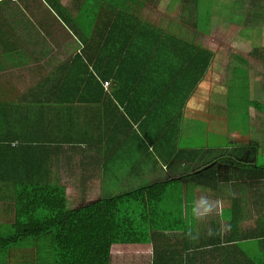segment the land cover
I'll return each mask as SVG.
<instances>
[{"label":"crops","instance_id":"0c3cea01","mask_svg":"<svg viewBox=\"0 0 264 264\" xmlns=\"http://www.w3.org/2000/svg\"><path fill=\"white\" fill-rule=\"evenodd\" d=\"M169 1L148 0L143 6L140 2L136 14H109L110 24L105 26L110 35L107 44L98 42L102 30L99 26L83 30L81 35L87 37L86 42L68 41L69 29L64 30L51 14L38 15L33 27L49 41L20 46L0 44V87L14 84L17 93L21 90L22 94L37 86L46 88L38 93L50 98L48 114L38 125L32 124V129L41 125L46 129V141L36 145H45L42 158L53 183L66 188L69 210L154 182L179 179L175 186L167 188L165 203L172 205L168 200L171 194L172 201L183 198L184 207L194 210L198 231L220 227L222 237L239 243L247 231L264 233V182L242 181L236 185L227 179L229 172H233L232 165L227 164L221 169L220 179L215 178L210 186H194L193 176L212 160L201 157L198 149L205 148L193 147L191 143L206 136L207 129L208 136L226 140L219 142L218 147L244 145L242 159H251L257 168L264 167L258 164L264 146L260 134L252 137L250 133L246 138L241 135V142L229 143L230 136L221 128V118L228 117L231 107L224 91L241 93L244 87L237 86L235 81L245 83L249 75L254 79L256 96L246 109L241 103L235 106L238 112H247L249 132L254 126L260 132L259 127L264 126V79L253 65L254 59L240 57H247L241 51L233 57V48L220 45L215 50L206 41L200 42L212 31L213 14L208 13L211 16L199 22L197 14H179L180 9L176 12L168 7ZM49 30L51 35L43 34ZM203 53L211 56L206 73L201 70ZM21 60H28L27 66L19 67ZM83 67L96 77L95 83L101 81L108 88L82 90L75 92V96L57 92L69 71L77 78ZM207 82L211 87L209 93L199 95ZM257 102L263 106L259 108ZM189 111L197 114L190 115ZM202 115L207 120H202L205 123L200 130H194L195 119ZM214 116L220 118L217 125L210 123ZM47 130L52 133L48 135ZM73 180L78 181L79 188L74 193L84 196L89 190L104 188L106 196L88 203L83 197L80 202L84 204L70 208L69 185ZM199 188L208 189L199 193ZM200 200L210 212L203 218L198 213ZM8 207L0 201V226L13 222ZM51 258L47 263H55L54 256Z\"/></svg>","mask_w":264,"mask_h":264},{"label":"trees","instance_id":"16d2710c","mask_svg":"<svg viewBox=\"0 0 264 264\" xmlns=\"http://www.w3.org/2000/svg\"><path fill=\"white\" fill-rule=\"evenodd\" d=\"M63 1L0 0V44L20 46L49 41L32 29V4L37 10L45 9L64 30L69 29L73 40L87 41L81 33L84 34L82 25L88 24L102 29L98 42L107 44L110 35L105 26L110 24L109 14H136L148 0H71L72 8ZM252 1L256 9L264 12V0ZM197 16L200 22L211 14ZM49 31L43 34L49 36ZM203 57L201 70L206 73L211 56L206 53ZM27 62L21 60L19 67L27 66ZM71 72L66 81L58 85L57 92L70 95L97 87L101 91L106 85L101 81L95 83L98 80L88 68L78 70L77 78ZM249 80L254 82L252 77ZM6 85L7 88L0 87V92L4 93H0L4 96L0 98V121L4 123L0 127V201L9 206L13 222L9 225L12 234L0 238V253L11 245L43 241L48 258H55L53 264H110L112 255H149L153 257V264H264V233L256 235L247 231L239 243H235L222 237L219 226L214 231L202 228L198 231L194 210L184 207L183 198L170 201L172 206L166 208L167 188L175 186L179 179L154 182L69 210L66 188L53 183L42 158L45 145H36L46 141V129L43 125L32 129V124L38 125L48 114L50 98L38 93L46 88L41 85L22 94L21 90L17 93V85ZM257 105L261 108L263 103L257 102ZM198 150L202 158L212 161L193 176L194 186H210L215 178L220 179L221 169L227 164L233 168L227 179L235 181L236 185L242 181L264 182V167L257 168L251 164V159H242L246 151L244 145ZM255 241L258 244H252ZM10 260L6 258L4 263L35 264L34 260L38 261L35 256L23 263Z\"/></svg>","mask_w":264,"mask_h":264},{"label":"rangeland","instance_id":"374dc122","mask_svg":"<svg viewBox=\"0 0 264 264\" xmlns=\"http://www.w3.org/2000/svg\"><path fill=\"white\" fill-rule=\"evenodd\" d=\"M71 3H72L71 0L63 1V4L72 8ZM253 5L254 4L252 0H223V2L222 0H170L168 2V7H170L173 10L175 9L176 12H178L177 9H180L179 14H208V13L213 14L212 16L213 23L211 27L212 31H210L207 34V36H203V40L200 42L203 43L206 41L207 46H211L215 50L220 45H222V47L227 49L233 48V51L230 52V54H234L232 55L233 57L236 56L237 52L241 51L247 57L254 59L253 65L260 71V73L263 76L262 79H264V56H262V54H264V14H260V16L257 17L255 15L256 12L260 13L261 11L256 9ZM44 10L45 9L37 10V6L35 4H32V29L34 28L33 20L38 15L47 14L46 11ZM82 20L85 19L82 18ZM82 26H83L82 29H86V27H89L88 24L87 26L86 25H82ZM56 37L59 38L58 35ZM56 37H54L55 40ZM68 41H76V40L75 39L73 40V36H69ZM61 42L63 41L61 40ZM230 59L231 57L229 58V60ZM246 78L250 79L251 77L247 75ZM19 79L22 80V78ZM208 82L205 83V85H203L200 88L199 95L201 94L207 95L209 93L211 87L208 84ZM235 83L237 86L244 88L243 91H241V93H233L232 91L226 93V91H224V94H226V99L231 101L230 102L231 107L229 109L228 117L221 118L223 120L221 124L222 131L224 127L225 130L223 131V133L225 134L228 133L226 134V136L228 137L230 136L228 139L229 143L233 141L241 142L240 141L241 135L243 138H246L250 133L252 134V137L255 135L259 136L260 134L261 135L260 139L264 141V126L261 128L259 127L260 132L256 131L258 128H256L255 126L253 127L252 132L251 130L249 132L250 126L248 125L246 118L247 112L240 113L238 112V109L236 107V106H240L241 103L246 109L247 105L251 104L252 98L256 96L255 91H253V86L255 85V82L253 84L250 82V80H247L245 83L242 81H238V82L235 81ZM32 85H34L33 82ZM261 101H264V99ZM198 110L203 112V108L201 109L199 107ZM195 114H197V112L190 113V115H195ZM199 117H201V119L196 118L193 123L194 130H200L203 126V123H205V121L202 122V120L203 119L207 120L206 115H202ZM219 119H220L219 117L214 116L211 119L210 123L217 125V121ZM205 129H206V125H205ZM208 134L209 133L206 129V136H199L196 139H193L191 146L199 147V148H211V147L221 146L220 144L226 142V140H216L212 136L211 137L208 136ZM258 164L260 166H264V146L261 149V155L259 157ZM71 182L72 185H69L70 208H75L84 204V202H80L83 197H85L86 199L85 203H88L92 200L106 196L104 188L99 190H95V189L89 190L87 195L81 196L79 193H74L79 189L78 181L76 182L75 180H73ZM206 189L199 188L198 192L203 193L206 191ZM172 198H173L172 194L168 195V200L172 201ZM198 205H199L198 213L200 216H202L201 218H203V215L210 213L205 210V205H203V201L200 200ZM169 206L172 205L169 203H165L166 208ZM11 234L12 232L9 226L7 225L0 226V238L8 237ZM32 245L35 247H32ZM11 246L12 247L8 249L6 253H3L2 255L0 253L1 255L0 264H3L6 258L7 259L9 258L13 261L22 260L21 263H23V260H27V262H29L30 260H32V256H35V258H37L38 261H40V264H47V262H49L50 259H52V258H48V249L47 246L46 247L45 245L43 246V241H41V243L40 241H37L36 244L26 243V244H15ZM34 261L35 264L38 263V261L36 260ZM50 264L53 263L51 262ZM110 264H153V257L141 256V255H129V256L112 255Z\"/></svg>","mask_w":264,"mask_h":264},{"label":"built area","instance_id":"2783aa9c","mask_svg":"<svg viewBox=\"0 0 264 264\" xmlns=\"http://www.w3.org/2000/svg\"><path fill=\"white\" fill-rule=\"evenodd\" d=\"M104 88L107 89V88H108V84H106V85L104 86Z\"/></svg>","mask_w":264,"mask_h":264}]
</instances>
